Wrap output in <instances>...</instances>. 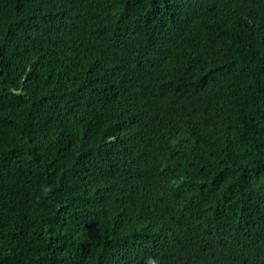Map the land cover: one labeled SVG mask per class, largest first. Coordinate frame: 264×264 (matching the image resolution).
Here are the masks:
<instances>
[{"label":"trees","instance_id":"1","mask_svg":"<svg viewBox=\"0 0 264 264\" xmlns=\"http://www.w3.org/2000/svg\"><path fill=\"white\" fill-rule=\"evenodd\" d=\"M0 264H264V0H0Z\"/></svg>","mask_w":264,"mask_h":264}]
</instances>
